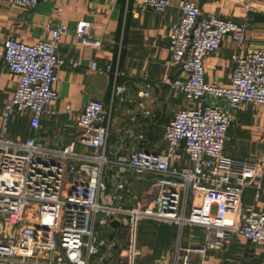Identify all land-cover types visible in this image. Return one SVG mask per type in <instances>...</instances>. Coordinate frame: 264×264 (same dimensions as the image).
Listing matches in <instances>:
<instances>
[{"label":"built area","instance_id":"built-area-1","mask_svg":"<svg viewBox=\"0 0 264 264\" xmlns=\"http://www.w3.org/2000/svg\"><path fill=\"white\" fill-rule=\"evenodd\" d=\"M135 1L142 9L159 14L169 6V0ZM6 2L33 10L39 0ZM176 5L180 19L169 29L166 49L177 74L167 84L186 103L197 106L177 110L164 127V154L142 149L126 155L111 153L107 145L111 111L92 100L77 117L76 141L62 148H45L33 137L22 142L0 140V264H92L101 246L95 226L119 222L120 216L129 217L125 224L129 228L137 219L175 226L169 264H194L193 255L203 258L220 251L234 236L249 243H264V212L248 210L233 229L211 225L214 211L239 214L244 189L252 180L251 184L260 188L255 178L264 169V148L256 162L225 156L230 119L215 101L223 100L231 108L243 103L264 106V51L239 50L231 57L230 85L207 84L204 60L219 50L226 36L240 46L245 24L202 17L193 0H176ZM61 12L57 7L54 15L58 17ZM44 32L46 39L32 45L14 39L2 43L0 65L17 78V85L12 99L3 106L1 123L14 113L24 114L29 129L35 131L42 117L57 114L53 86L55 71L63 63L57 50L70 31L65 25L49 22ZM73 36L84 47L100 46L85 21L76 23ZM90 70H96L95 62ZM125 91V87L115 89L117 95ZM138 107L145 117H151L142 104ZM127 137L134 138L129 131ZM262 143L264 146V131ZM77 145L90 153L78 150ZM183 159L188 164L181 165ZM111 169H116L113 177L118 182L116 192L108 194L104 173ZM129 174L153 176L145 192L151 200L144 209L111 207L122 199L119 193L124 192ZM189 197L194 198L193 213L187 216ZM195 221L204 223L213 238L202 247H183L182 230ZM123 261L133 264L129 257Z\"/></svg>","mask_w":264,"mask_h":264},{"label":"crops","instance_id":"crops-1","mask_svg":"<svg viewBox=\"0 0 264 264\" xmlns=\"http://www.w3.org/2000/svg\"><path fill=\"white\" fill-rule=\"evenodd\" d=\"M193 1L202 17L215 16L245 24L240 46L226 36L219 50L203 62L207 84L228 87L232 75L231 57L239 50L264 51V0ZM57 7L62 8L58 17L54 15ZM179 19L176 0H169V6L160 14L142 9L135 0L114 3L107 0H39L33 10L13 7L3 0L0 4V54L6 39L26 45L46 39L44 27L49 22L65 25L70 32L61 39L57 50V56L63 63L55 71L53 86L57 95L53 104L56 116L42 117L39 128L31 131L27 115L14 113L8 121L0 122V140L22 142L33 137L45 148H62L76 141L79 132L77 117L86 103L92 100L101 102L111 111L107 144L111 153L126 155L142 149L148 153L164 154V127L177 110L197 106L186 103L182 95L167 84L177 74L170 66V54L166 49L169 29ZM79 21L91 25V36L100 42L99 47H84L74 38V28ZM74 62L76 67L72 66ZM92 62L96 63L95 71L90 70ZM16 85L17 78L1 64L0 115L4 104L12 99ZM117 87H125V93L117 95ZM140 104L151 113V117L143 115L138 107ZM215 104L227 112L230 119L223 154L230 158L258 161L264 148V106L243 103L231 108L223 100H217ZM127 131L133 139L127 137ZM139 135L142 136L140 140L136 138ZM77 149L90 153L78 145ZM184 164H188L185 159L181 161V165ZM115 171L111 169L104 173L108 194L116 192L118 180L113 177ZM126 179L128 183L124 192L119 193L122 199L114 201L111 207L125 211L147 207L151 199L145 192L153 176L129 174ZM255 179L260 188L251 184L255 180L245 187L239 214L230 216L214 211L211 225L233 229L240 225L248 210L264 212V169ZM193 202L194 198L189 197L187 216L193 213ZM128 218L120 216V228H125V234L119 228L113 241L109 239L112 231L95 226L101 246L94 264H126L123 261L126 257L133 264L137 261L138 264H169L175 226L166 223L152 226L135 220L129 228L125 225ZM152 227L156 234L151 231ZM143 232L150 236L149 241L138 238ZM212 238L213 235L204 229V223L195 221L182 230L181 244L183 247H202ZM114 243L119 245L115 253L111 250ZM192 260L194 264H264V243H249L240 236H234L220 251L208 253L203 258L193 255Z\"/></svg>","mask_w":264,"mask_h":264},{"label":"water","instance_id":"water-1","mask_svg":"<svg viewBox=\"0 0 264 264\" xmlns=\"http://www.w3.org/2000/svg\"><path fill=\"white\" fill-rule=\"evenodd\" d=\"M105 228L108 231H112V233L109 235V239L113 241L115 232L120 228V223L116 220H112L105 225ZM118 247L119 245L117 243H114L113 247L111 248L112 252L115 253Z\"/></svg>","mask_w":264,"mask_h":264},{"label":"rangeland","instance_id":"rangeland-1","mask_svg":"<svg viewBox=\"0 0 264 264\" xmlns=\"http://www.w3.org/2000/svg\"><path fill=\"white\" fill-rule=\"evenodd\" d=\"M146 191H147V190H146ZM137 220H138V223H140V222H141V223H148V225L150 224V225H152V226H153L154 224H156L157 226L160 224V223L157 224L156 222L148 221V220H144V219H137ZM137 220H136V221H137ZM119 231H120V232L122 231V232L125 234V228H122V227H121ZM127 231H128V230H127ZM151 231H152V232H155V234H156V229H155V228L152 227ZM127 233H129V232H127ZM149 237H150V236H149ZM149 237L146 235L145 232H143L142 235L139 236L138 238H139V239L141 238V240H144V241H149V240H148ZM93 260H95V259L93 258ZM144 261L147 262L148 260H143L142 262H144ZM142 262H141V263H142ZM94 263H95V262L92 261V264H94ZM138 263H139V262L137 261V264H138Z\"/></svg>","mask_w":264,"mask_h":264}]
</instances>
